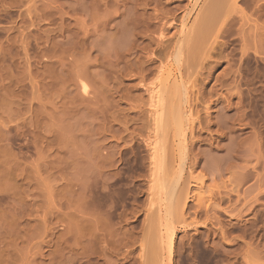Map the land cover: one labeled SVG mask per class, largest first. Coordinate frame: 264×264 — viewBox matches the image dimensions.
I'll return each instance as SVG.
<instances>
[{
  "label": "rangeland",
  "instance_id": "1",
  "mask_svg": "<svg viewBox=\"0 0 264 264\" xmlns=\"http://www.w3.org/2000/svg\"><path fill=\"white\" fill-rule=\"evenodd\" d=\"M170 263L264 264V0H0V264Z\"/></svg>",
  "mask_w": 264,
  "mask_h": 264
},
{
  "label": "bare ground",
  "instance_id": "2",
  "mask_svg": "<svg viewBox=\"0 0 264 264\" xmlns=\"http://www.w3.org/2000/svg\"><path fill=\"white\" fill-rule=\"evenodd\" d=\"M212 3H213V2H212ZM212 3H211V4H212ZM217 4H218V3H217ZM217 6H218V5H217ZM213 7H214V6H213ZM209 8H210V7H209ZM214 8H215V7H214ZM211 9H213V8H211ZM209 10H210V9H209ZM212 11H214V10H212ZM210 12H211V10H210ZM213 14H214V12H213ZM208 15H209V12H208ZM212 16H213V15H212ZM204 17H205V15H204ZM214 17H215V15H214ZM211 18H212V17H211ZM216 18H217V17H216ZM201 20H202V19H201ZM204 21H205V19H204ZM210 21H211V20H210ZM207 22H209V21H207ZM215 22H216V21H215ZM215 22H214V23H215ZM209 23H210V22H209ZM211 23H212V22H211ZM211 23H210V24H211ZM200 24H201V23H200ZM207 24H208V23H207ZM215 24H216V23H215ZM184 134H185V133H184ZM166 208H168V207L166 206ZM165 210H166V209H165ZM167 211H168V210H167ZM166 214H167V212H166ZM166 226H167V225H166ZM166 226H165V227H166ZM168 227H169V226H168ZM168 227H167V230H166V234H167L168 237H167V236L165 237V238H166V243H167V244H165L164 241H162V240L164 239L163 237H164L166 234L164 235V233H162V234H160L159 236L161 237L162 235H164V236L161 237V238H163V239H160V240H161V241L167 246V247H166L167 249L165 248L164 245H162V243H161V246H163V247L165 248V249H163V250H166V252L168 251L167 253L170 254V256L168 255L170 258L167 257L165 260L170 259V261H171V260H172V259H171V258H172V253H171V251L173 250V247H172V246H173V244H172L173 241H172V240H174V237H172L173 239L170 238V240H168L169 237H170L169 234L171 233V232H170L171 229L169 230ZM169 228H170V227H169ZM168 230H169V231H168ZM167 231H168L169 233H167ZM172 232H173V231H172ZM174 233H175V232L171 233L170 235L172 236ZM173 236H174V235H173ZM167 238H168V239H167ZM161 241H160V242H161ZM168 243H169V244H168ZM171 244H172V246H171ZM163 247H162V248H163ZM168 247H169V248H168ZM170 247L172 248V250H170ZM162 248H161V249H162ZM162 252H163V251H162ZM169 252H170V253H169ZM162 255H163V254H162ZM165 255H166V254H165ZM165 257H166V256H165ZM157 261H158V260H157ZM162 261L164 262L163 258H162ZM170 261L168 260V262H170ZM170 264H171V263H170Z\"/></svg>",
  "mask_w": 264,
  "mask_h": 264
}]
</instances>
